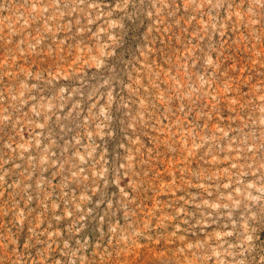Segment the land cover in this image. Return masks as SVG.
<instances>
[{
    "label": "rangeland",
    "instance_id": "rangeland-1",
    "mask_svg": "<svg viewBox=\"0 0 264 264\" xmlns=\"http://www.w3.org/2000/svg\"><path fill=\"white\" fill-rule=\"evenodd\" d=\"M0 264H264V0H0Z\"/></svg>",
    "mask_w": 264,
    "mask_h": 264
}]
</instances>
